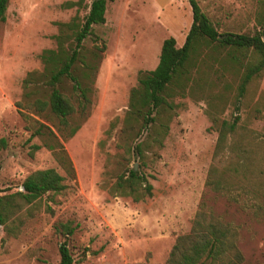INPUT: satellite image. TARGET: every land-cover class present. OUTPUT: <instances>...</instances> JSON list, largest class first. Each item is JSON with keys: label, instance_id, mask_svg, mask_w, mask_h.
Masks as SVG:
<instances>
[{"label": "rangeland", "instance_id": "obj_1", "mask_svg": "<svg viewBox=\"0 0 264 264\" xmlns=\"http://www.w3.org/2000/svg\"><path fill=\"white\" fill-rule=\"evenodd\" d=\"M69 1L77 0H10L6 21L0 22V140L7 143L0 151V188L5 190L0 196L22 190L25 179L39 170L55 169L66 185L63 192L48 193L0 225V264H60L64 242L74 264H166L177 239L191 233L201 209L237 230L243 264H264V198L257 193L262 175L250 176L242 186L226 175L231 191L225 193L207 185L211 168L222 169L233 159L230 152L220 161L214 158L218 133L213 120L221 124L240 118L228 144L246 152L252 166L264 173V71L238 102L242 65L230 61L226 51H202L186 91H169L174 109L162 110L156 124L135 141H144L139 158L125 148L127 136L121 132L130 93L141 71L157 67L166 39L184 45L193 22L190 4L108 2L106 23L95 25L83 44L82 57L97 69L87 77L80 62L75 71L83 86L91 88L89 114L85 120L76 114L65 128L49 111L31 108L24 80L33 72L43 73L40 56L56 48V23L77 15L82 21L93 0H84L79 11L61 7ZM263 1L198 0L220 34L246 35L260 30L257 16ZM242 59L246 64L256 62L257 56L248 52ZM58 88L77 106L70 80ZM163 124L168 131L160 145L156 140ZM42 125L55 138L46 129L47 135L33 137ZM76 125L80 129L67 139ZM58 142L75 176L46 145ZM129 169L146 176L153 187L151 197L135 202L111 194L109 188ZM67 223L76 227L72 237L57 230Z\"/></svg>", "mask_w": 264, "mask_h": 264}, {"label": "trees", "instance_id": "obj_2", "mask_svg": "<svg viewBox=\"0 0 264 264\" xmlns=\"http://www.w3.org/2000/svg\"><path fill=\"white\" fill-rule=\"evenodd\" d=\"M114 0H93L88 7L89 12L80 21L75 16L69 22L56 23L58 34L54 36L55 49L43 51L40 59L44 65L43 73L33 72L24 80L25 98L30 106L38 113L49 111L58 119L65 128L69 127V120L78 114L84 120L89 114L91 88L83 86L79 77L75 74L80 62L84 63L87 71L86 76L93 74L97 67L89 65L82 57L85 40L92 36L95 25L106 23L108 2ZM190 4L193 22L185 43L182 47L177 46L173 37L166 39L161 48L159 63L152 71L139 73L138 85L130 93L129 108L123 121L121 130L123 136H127L126 146L129 153L136 154L139 158L143 154V142L139 140L144 131H149L156 122L157 116L162 110H173V105L168 101L169 91L172 87L186 91L192 81V70L198 67V60L202 51L223 52L226 51L228 58L235 65H242L243 73L238 87V102L245 96L249 84L259 77L264 71V1L261 11L257 16V24L260 30L255 35L224 33L220 34L214 27L208 16L202 11L198 0H187ZM10 0H0V22L6 21V13ZM64 9L77 11L84 7V0L69 1L61 6ZM252 52L257 56V61L252 60L243 64L246 53ZM98 58V55H96ZM65 80H70L73 90L78 97L77 106L66 97L58 88ZM46 92L43 97L35 98V94ZM239 117L233 123L227 121L218 123L213 120V127L218 133L215 148V159L219 161L227 152L232 153L233 159L230 164L222 169L217 166L211 168L207 185L216 192H230V186L225 185V176L234 177L238 184L248 185L250 176L256 173L262 175L258 184L257 193L264 198V173L252 166L246 152L236 149L228 144L229 138L237 131ZM115 126L112 125L113 129ZM44 129L49 130V135L55 138L53 132L46 126H41L34 136L47 135ZM80 125L69 129L66 138L73 137ZM158 132L157 142L162 144L166 136L168 126L163 124ZM157 130L154 131V133ZM131 141V147L129 143ZM50 150L70 176H75V169L66 150L59 142L57 146L48 145ZM7 147L5 139L0 140V151ZM35 150L40 146H34ZM65 178L55 169L39 170L28 176L22 183V190L0 196V225H4L24 206L32 205L48 193L58 194L66 189ZM152 185L145 175L127 170L121 174L114 185L109 188L115 196L132 198L135 202L145 200L152 196ZM5 190L0 188V194ZM57 230L60 234L72 237L76 227L71 223L60 225ZM238 232L231 225L224 223L219 217L211 212L200 210L193 222L190 234L177 239L172 248L166 264H243L244 259L237 247ZM60 264H74V258L66 242L59 247Z\"/></svg>", "mask_w": 264, "mask_h": 264}]
</instances>
